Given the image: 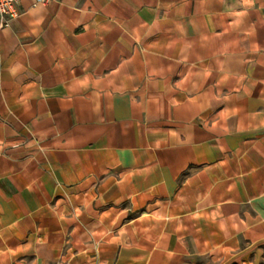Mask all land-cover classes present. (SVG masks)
Returning <instances> with one entry per match:
<instances>
[{"label": "crops", "instance_id": "0c3cea01", "mask_svg": "<svg viewBox=\"0 0 264 264\" xmlns=\"http://www.w3.org/2000/svg\"><path fill=\"white\" fill-rule=\"evenodd\" d=\"M31 1L0 30V264H264V0Z\"/></svg>", "mask_w": 264, "mask_h": 264}, {"label": "built area", "instance_id": "2783aa9c", "mask_svg": "<svg viewBox=\"0 0 264 264\" xmlns=\"http://www.w3.org/2000/svg\"><path fill=\"white\" fill-rule=\"evenodd\" d=\"M22 0H0V30L9 27L11 21L18 17ZM51 0H32L31 4H46Z\"/></svg>", "mask_w": 264, "mask_h": 264}]
</instances>
